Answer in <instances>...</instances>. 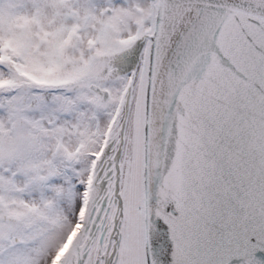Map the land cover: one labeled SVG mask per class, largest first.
Masks as SVG:
<instances>
[{"label": "snow or ice", "instance_id": "obj_1", "mask_svg": "<svg viewBox=\"0 0 264 264\" xmlns=\"http://www.w3.org/2000/svg\"><path fill=\"white\" fill-rule=\"evenodd\" d=\"M0 264H264V0H0Z\"/></svg>", "mask_w": 264, "mask_h": 264}]
</instances>
